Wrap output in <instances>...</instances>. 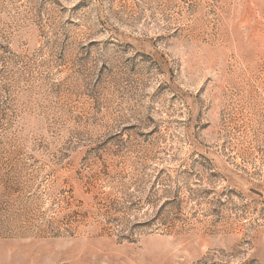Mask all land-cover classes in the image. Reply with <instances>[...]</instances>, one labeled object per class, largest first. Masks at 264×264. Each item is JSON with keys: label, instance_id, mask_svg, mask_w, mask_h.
<instances>
[{"label": "rangeland", "instance_id": "rangeland-1", "mask_svg": "<svg viewBox=\"0 0 264 264\" xmlns=\"http://www.w3.org/2000/svg\"><path fill=\"white\" fill-rule=\"evenodd\" d=\"M0 264H264V0H0Z\"/></svg>", "mask_w": 264, "mask_h": 264}]
</instances>
